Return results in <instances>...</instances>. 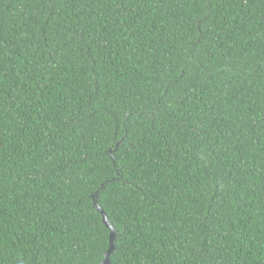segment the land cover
<instances>
[{"label":"trees","instance_id":"1","mask_svg":"<svg viewBox=\"0 0 264 264\" xmlns=\"http://www.w3.org/2000/svg\"><path fill=\"white\" fill-rule=\"evenodd\" d=\"M264 264V0H0V264Z\"/></svg>","mask_w":264,"mask_h":264},{"label":"water","instance_id":"2","mask_svg":"<svg viewBox=\"0 0 264 264\" xmlns=\"http://www.w3.org/2000/svg\"><path fill=\"white\" fill-rule=\"evenodd\" d=\"M94 205H96L97 210L101 213L102 221L104 222V224L109 229V246H108L106 252L104 253V257H103L102 261L98 264H111L110 254L112 253V251L115 248L114 240H115L116 232H115L113 226L110 224L105 212L99 206H97L95 198H94Z\"/></svg>","mask_w":264,"mask_h":264}]
</instances>
